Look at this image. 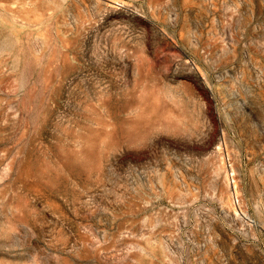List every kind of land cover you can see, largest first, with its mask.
<instances>
[{"label": "rangeland", "instance_id": "1", "mask_svg": "<svg viewBox=\"0 0 264 264\" xmlns=\"http://www.w3.org/2000/svg\"><path fill=\"white\" fill-rule=\"evenodd\" d=\"M0 264H264V0H0Z\"/></svg>", "mask_w": 264, "mask_h": 264}]
</instances>
